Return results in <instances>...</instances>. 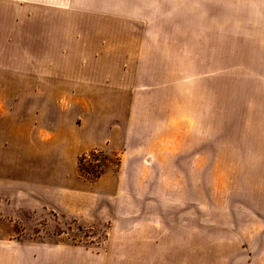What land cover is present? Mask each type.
Masks as SVG:
<instances>
[{
    "label": "rangeland",
    "instance_id": "374dc122",
    "mask_svg": "<svg viewBox=\"0 0 264 264\" xmlns=\"http://www.w3.org/2000/svg\"><path fill=\"white\" fill-rule=\"evenodd\" d=\"M131 26L96 0H0V130L82 129L98 117L154 130L77 158L84 186L125 172L116 215L105 200L95 220L68 208L92 191L77 203L0 179L4 264H45L65 247L90 254L85 264H264L258 53L131 51Z\"/></svg>",
    "mask_w": 264,
    "mask_h": 264
},
{
    "label": "crops",
    "instance_id": "0c3cea01",
    "mask_svg": "<svg viewBox=\"0 0 264 264\" xmlns=\"http://www.w3.org/2000/svg\"><path fill=\"white\" fill-rule=\"evenodd\" d=\"M96 1L106 2L110 15L132 25V32L138 35V40L132 43L135 47L131 51H201L207 54L252 51L258 53L257 60L261 61L258 67L264 69V0ZM257 82L264 80L258 79ZM137 127L130 131L123 125L111 129L109 122L100 121L99 117L89 120L82 129L62 124L54 127L44 124L35 128L20 124L14 133L11 125H5L0 130V140L12 141V145L0 149L3 159L0 179L11 178L18 186H21L20 182H32L49 194L54 191L68 195L67 198L77 203L79 191L87 194L92 191L96 198L87 195L89 200L81 209L77 206L68 208L77 214L82 212L86 221L95 220L98 219L95 216L98 206L105 200L114 206L112 211L116 215L120 211L117 194L125 172L101 177L84 186L79 181L77 158L96 148L109 149L112 143H116V138L147 141L149 131L154 132L147 124ZM5 161L14 163V166L9 168ZM3 260L0 255V264H4ZM45 260V264H85V260H93V257L77 248L65 247L60 252H48Z\"/></svg>",
    "mask_w": 264,
    "mask_h": 264
}]
</instances>
